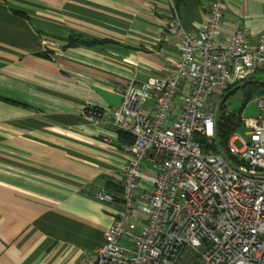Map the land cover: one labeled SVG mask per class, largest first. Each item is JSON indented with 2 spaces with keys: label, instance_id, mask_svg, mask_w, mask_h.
<instances>
[{
  "label": "crops",
  "instance_id": "1",
  "mask_svg": "<svg viewBox=\"0 0 264 264\" xmlns=\"http://www.w3.org/2000/svg\"><path fill=\"white\" fill-rule=\"evenodd\" d=\"M218 1L225 28L264 33V0H0V264H76L116 216L99 202L132 154L84 107L162 76L177 55L167 31H193Z\"/></svg>",
  "mask_w": 264,
  "mask_h": 264
},
{
  "label": "built area",
  "instance_id": "2",
  "mask_svg": "<svg viewBox=\"0 0 264 264\" xmlns=\"http://www.w3.org/2000/svg\"><path fill=\"white\" fill-rule=\"evenodd\" d=\"M177 19L167 25L177 55L164 75L121 87L119 106L80 111L129 135L122 147L132 157L118 194H94L116 216L76 264H264V94L224 150L216 131L221 97L264 67V33L251 47L246 30L225 28L218 1L193 31Z\"/></svg>",
  "mask_w": 264,
  "mask_h": 264
},
{
  "label": "trees",
  "instance_id": "3",
  "mask_svg": "<svg viewBox=\"0 0 264 264\" xmlns=\"http://www.w3.org/2000/svg\"><path fill=\"white\" fill-rule=\"evenodd\" d=\"M183 0H173L175 4V8L178 9L180 5L182 4ZM264 71V67H258L256 69V73ZM253 79V77L251 78ZM241 99L243 101L253 98L254 96H259L264 94V83H258V82H253V83H248L245 85H242L241 88ZM234 93V92H233ZM232 93V94H233ZM220 112L218 114V122L216 125V131H217V136H218V143H220V148L224 150L227 148L228 145V140L231 137L232 134H234L237 131H240L241 126H242V113L241 110L236 111V110H231L230 112L226 111V105L225 102L221 105ZM124 135V134H123ZM127 136L128 138L131 139L129 135H124ZM200 138V140L203 142L204 147L206 148H213L216 150L215 146L208 144L203 138ZM117 191L116 193L120 192V186H117L115 188Z\"/></svg>",
  "mask_w": 264,
  "mask_h": 264
},
{
  "label": "rangeland",
  "instance_id": "4",
  "mask_svg": "<svg viewBox=\"0 0 264 264\" xmlns=\"http://www.w3.org/2000/svg\"><path fill=\"white\" fill-rule=\"evenodd\" d=\"M253 78L264 80V71L255 73ZM256 100L257 96H254L253 98L243 101L241 99V90L238 89L225 101V105L227 106L226 111L230 112L231 110H241L242 116L254 117L258 112ZM244 133L245 130L240 129L239 134L244 135ZM234 143L237 148L242 147V144L240 142L236 141Z\"/></svg>",
  "mask_w": 264,
  "mask_h": 264
},
{
  "label": "water",
  "instance_id": "5",
  "mask_svg": "<svg viewBox=\"0 0 264 264\" xmlns=\"http://www.w3.org/2000/svg\"><path fill=\"white\" fill-rule=\"evenodd\" d=\"M253 82H258V83H264V80L262 79H249L246 81L241 82L240 84L231 87L227 92H225V94L221 97V99L219 100L218 104H217V112H216V117H218V114L220 112L221 109V105L229 98V96L235 92L236 90H238L239 88H241L242 85L248 84V83H253Z\"/></svg>",
  "mask_w": 264,
  "mask_h": 264
}]
</instances>
